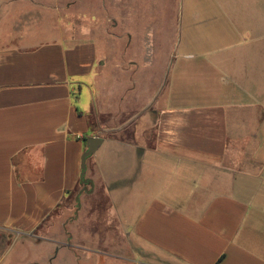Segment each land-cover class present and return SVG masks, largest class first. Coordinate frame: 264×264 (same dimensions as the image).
I'll use <instances>...</instances> for the list:
<instances>
[{"label": "crops", "instance_id": "0c3cea01", "mask_svg": "<svg viewBox=\"0 0 264 264\" xmlns=\"http://www.w3.org/2000/svg\"><path fill=\"white\" fill-rule=\"evenodd\" d=\"M11 1L0 0V264H264V0H226L232 44L168 47L147 101L130 82L136 106L115 112V139L99 137L87 161L93 191L67 247L52 221L84 187L94 116L112 127L96 97L105 62L91 43L10 45ZM94 206L114 239L80 236Z\"/></svg>", "mask_w": 264, "mask_h": 264}, {"label": "rangeland", "instance_id": "374dc122", "mask_svg": "<svg viewBox=\"0 0 264 264\" xmlns=\"http://www.w3.org/2000/svg\"><path fill=\"white\" fill-rule=\"evenodd\" d=\"M229 10L232 8L226 0H12L9 25L1 29L8 31L10 45L15 46L31 47L57 41L69 45H94L100 60L105 62L99 72L102 79L96 84V97L101 99L103 109L106 104L110 110L107 125L112 126L102 127V119L100 122L99 116L95 115L94 137L115 139L113 128L117 121H122L115 112L120 109L122 113L131 111L136 106L131 97L130 82L139 80V88L133 91L147 101V97L157 93L163 85L164 60L172 53L168 47L174 44H232L233 37L227 35L228 29L232 28ZM8 40L6 37L4 44ZM148 59L152 61L149 70L146 67ZM131 62L137 65V72L133 71ZM150 71L155 76L153 84L146 83ZM120 97H123L122 101ZM124 136L129 143L131 132L127 130ZM79 204L80 201H75L73 206H61L59 218L52 221L66 243H60L62 247H67L65 230L74 219ZM105 207L94 206L91 213H87L85 219L90 220L84 229L83 226L79 228L80 236L88 231L96 238L106 233L111 239L115 238L114 231L105 229L100 223ZM7 245L10 242L0 241V252ZM25 253L30 255L32 250ZM69 261L70 255L60 258L62 264Z\"/></svg>", "mask_w": 264, "mask_h": 264}, {"label": "water", "instance_id": "95a60500", "mask_svg": "<svg viewBox=\"0 0 264 264\" xmlns=\"http://www.w3.org/2000/svg\"><path fill=\"white\" fill-rule=\"evenodd\" d=\"M104 140L99 137H91L87 139L86 151L83 153L81 158V178L80 183L84 186L78 196L76 197V202L80 201V196L83 193H91L93 191V184L90 179L87 178V161L91 158L103 144ZM90 186V189L88 188ZM80 206H78V209ZM78 216V211L75 213V218Z\"/></svg>", "mask_w": 264, "mask_h": 264}]
</instances>
